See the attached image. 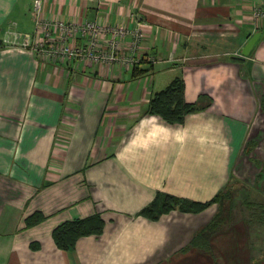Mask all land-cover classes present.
<instances>
[{
    "label": "crops",
    "instance_id": "1",
    "mask_svg": "<svg viewBox=\"0 0 264 264\" xmlns=\"http://www.w3.org/2000/svg\"><path fill=\"white\" fill-rule=\"evenodd\" d=\"M34 1L0 0V264H264L261 228L240 219L210 250L192 245L230 207L142 214L159 194L206 203L227 186L264 189L260 0H42L51 19L139 27L132 68L44 63L3 44L9 29L34 33ZM177 78L202 109L172 125L148 108ZM94 215L101 234L56 245L58 226Z\"/></svg>",
    "mask_w": 264,
    "mask_h": 264
},
{
    "label": "trees",
    "instance_id": "2",
    "mask_svg": "<svg viewBox=\"0 0 264 264\" xmlns=\"http://www.w3.org/2000/svg\"><path fill=\"white\" fill-rule=\"evenodd\" d=\"M134 74L136 75L137 72L134 71ZM184 91V82L179 78L175 79L167 88L154 94L149 104L148 114L159 116L172 125L182 124L187 115L199 112L202 109L196 104L186 103ZM253 193V191L247 189L237 191L231 186H227L206 203H196L169 194H159L153 203L142 211V214L151 219H157L161 215L176 209L199 212L216 203L220 205V208L226 207L228 209L230 207L228 219L221 216L218 219L216 218L192 241L194 247L210 250V239L228 227L233 220L234 222L238 219L245 221L249 225L250 231L255 230L258 226H264V189L261 194L258 195L257 193L256 197L253 196ZM239 194L241 195L240 198L238 197ZM40 220L39 216H32L28 219V226H33ZM227 220H230V222ZM103 229L104 221L101 216L94 215L61 224L54 230L53 237L60 249L70 251L74 248L78 239L99 235Z\"/></svg>",
    "mask_w": 264,
    "mask_h": 264
},
{
    "label": "built area",
    "instance_id": "3",
    "mask_svg": "<svg viewBox=\"0 0 264 264\" xmlns=\"http://www.w3.org/2000/svg\"><path fill=\"white\" fill-rule=\"evenodd\" d=\"M36 24L33 34L9 29L2 43L7 46L32 49L45 62L79 61L82 63L108 64L114 62L132 68L141 60L137 56L142 32L139 27L127 25H102L95 21L82 22L51 19L42 14V0L34 1ZM254 24L264 26V0L255 3L250 11ZM131 44L123 49V43ZM81 39L82 43L77 44Z\"/></svg>",
    "mask_w": 264,
    "mask_h": 264
},
{
    "label": "water",
    "instance_id": "4",
    "mask_svg": "<svg viewBox=\"0 0 264 264\" xmlns=\"http://www.w3.org/2000/svg\"><path fill=\"white\" fill-rule=\"evenodd\" d=\"M260 37V34H256L250 39V41L247 43L243 50V55L248 56L250 51L253 49L254 45L256 44L258 38Z\"/></svg>",
    "mask_w": 264,
    "mask_h": 264
},
{
    "label": "rangeland",
    "instance_id": "5",
    "mask_svg": "<svg viewBox=\"0 0 264 264\" xmlns=\"http://www.w3.org/2000/svg\"><path fill=\"white\" fill-rule=\"evenodd\" d=\"M261 229H260V231H261V234H263L264 235V226H259ZM263 228V229H262ZM253 262H254V259H253ZM245 264V263H244ZM246 264H248V263H246Z\"/></svg>",
    "mask_w": 264,
    "mask_h": 264
}]
</instances>
